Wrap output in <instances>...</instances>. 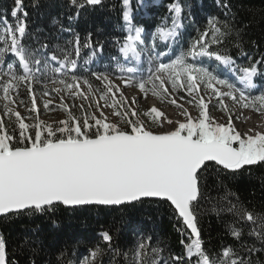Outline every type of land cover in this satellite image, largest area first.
<instances>
[{
  "label": "snow or ice",
  "instance_id": "snow-or-ice-1",
  "mask_svg": "<svg viewBox=\"0 0 264 264\" xmlns=\"http://www.w3.org/2000/svg\"><path fill=\"white\" fill-rule=\"evenodd\" d=\"M216 2L225 9V19L208 17L203 28H195V35L181 44L178 36L185 17L180 0H172L171 24L157 26L153 44L147 47L141 39L144 29L132 23L131 0H119L124 22L116 41L119 51L125 57L146 54L144 62L131 67L113 58L120 83L108 71L81 70L82 49L92 50L88 61L103 52L99 41L93 46L91 33L81 43L78 33L54 19L59 31L72 33L73 39L50 48L47 39L29 31L25 0H12L10 8L0 10V217L150 204L166 207L179 225V252L165 240L142 233L127 250L112 249L111 230L102 225L95 246L79 259L60 251L55 264H102L106 249L112 253L111 264L115 257H123V264H264V214L249 211L223 180L264 164V132L249 129L241 134L231 114L220 124L209 113L210 105L228 112L230 102L264 115V88L255 82L264 77V55L254 59L244 52L228 0ZM38 3L32 0L31 6ZM67 6L74 10L67 17L71 24L81 12L103 7L104 0H67ZM230 46L248 62L237 63ZM128 89L137 94L129 98ZM37 92L44 97L57 94L66 118L52 123L39 119ZM62 92L68 99L89 101L87 107L78 106L83 115L69 110L65 97L59 96ZM149 94L179 108L184 121L172 119L154 104L141 107ZM177 96L199 109L195 120ZM17 107H24L27 115ZM56 107L51 99L43 102L46 112ZM212 187L223 189V194L214 198L211 211L232 217L224 227L234 244L219 250L205 247L199 226L201 201L209 199ZM24 245L30 247L28 238ZM0 264H18L9 258L2 234Z\"/></svg>",
  "mask_w": 264,
  "mask_h": 264
},
{
  "label": "trees",
  "instance_id": "trees-1",
  "mask_svg": "<svg viewBox=\"0 0 264 264\" xmlns=\"http://www.w3.org/2000/svg\"><path fill=\"white\" fill-rule=\"evenodd\" d=\"M171 2L172 0H142L141 3V0H131L132 23L142 26V33L152 38L151 31L156 30L165 20L171 21L168 11ZM25 3L29 5V31L36 33L42 40L47 39L50 48L56 44L66 46V42L73 39L72 33L59 31V25L53 24L55 19L78 33L81 43L91 33L93 45L96 46L97 41L104 45L105 56L99 60L103 62L100 65L91 63L93 71H104L112 67V56L117 52L116 41L121 39L124 23L120 17L119 0H104L103 7L97 6L95 10L81 12L80 17L71 24L67 17L74 15V10L67 6V0H39L36 7L31 6L32 0H25ZM180 3L184 14L187 9L191 18L179 31L178 40L181 44H186L195 35V28H203L208 17L225 19V9L218 7L216 0H180ZM11 4L12 0H0V10L10 8ZM228 4L230 17H234L233 23L241 29L244 52L259 59L264 55V0H228ZM229 51L237 63L248 62L234 46H230ZM87 54L89 49H82L80 58L84 59ZM105 60L110 66H104ZM257 80L258 85L264 88V77H258ZM223 180L227 189L235 193L239 202L249 211L264 214V164L247 167L235 176L223 177ZM222 194L223 189L217 191L216 187H212L208 193L209 199L201 201L199 226L205 247L210 250H219L224 244H234L224 227L225 223L231 222L232 217L226 212L217 216L211 211L214 198ZM102 225L111 230L112 249L127 250L133 245L136 234L142 233L151 234L154 240L157 237L165 240L173 252L180 251L179 236L175 230L179 225L170 218L166 207L150 204L119 209L68 208L49 215H25L11 219L0 217V234L7 242L9 258L18 261V264H32L33 260L35 264H55L60 251L66 252L70 257L74 253L72 258L79 259L95 246ZM25 238L30 241V247L21 246ZM260 259H264V256ZM112 260V253L106 249L102 264H111ZM114 260L115 264H123V257H115Z\"/></svg>",
  "mask_w": 264,
  "mask_h": 264
},
{
  "label": "rangeland",
  "instance_id": "rangeland-1",
  "mask_svg": "<svg viewBox=\"0 0 264 264\" xmlns=\"http://www.w3.org/2000/svg\"><path fill=\"white\" fill-rule=\"evenodd\" d=\"M160 0H156V2H159ZM183 16L185 17V19H184V21H183V23H184V25H185V23H186V21L188 20V19H191L190 18V13H189V11H187V9H186V11H185V14H184V12H183ZM165 22L168 24V25H170L171 24V21L169 22L168 20H165ZM165 22L164 23H162L161 25H163V24H165ZM137 27H141L140 25H136ZM142 28V27H141ZM180 31V30H179ZM155 31L153 30V32H151L150 34L153 36V33H154ZM180 33V32H179ZM179 37V36H178ZM141 39L143 40V41H145V45L147 46V47H151L152 46V44H153V39H151V41L150 40H147V39H144V37H143V35L141 34ZM94 47H95V44L93 45ZM118 49H119V45H118ZM91 52H92V50L91 49H89V54H87V55H91ZM97 56V55H96ZM89 57V56H88ZM133 57V56H132ZM93 59H94V57H93ZM93 59L91 60V61H88V58L87 59H85V61H83V60H81V58H79V60H78V63H79V65L81 66V70L82 71H85V72H88V71H93V69H91V63H92V61H93ZM145 59H146V54L145 55H140V56H138V57H136V59L135 60H133L132 62L131 61H129V62H131V64H129V63H123V65L124 66H127V67H131V66H137V65H140L142 62H144L145 61ZM127 60H129L128 58H127ZM122 61H126V59H124V60H122ZM104 62H106V61H104ZM119 62L121 63V61L119 60ZM109 73H110V75L112 76V78L113 79H116V77L119 75V67H114V68H112V72L111 71H108ZM256 82V81H255ZM257 83V82H256ZM258 85V84H257ZM95 86V85H94ZM86 87L87 86H84V85H82V89H86ZM64 92H62V93H60L59 94V96H63V97H65L64 95ZM37 96H38V99H37V107H38V109L40 110V115H39V119H41V120H43V121H45V122H48V123H52V122H54V121H58V120H60V119H64V118H66V112L63 110V109H61L60 107H59V104H60V100H59V98H58V96H57V94H55V93H53L51 96H49V97H44V96H42V95H40V93L39 92H37ZM46 99H51L52 100V102L55 104V105H57V107H56V109L54 110V111H50V112H46V111H44V109H43V102H44V100H46ZM205 99L207 100V97H205ZM148 100L151 102L152 101V103H156L158 100L156 99H153V97H151V94H149V96H148ZM177 100H179V97L177 96ZM179 101H181V100H179ZM64 102H65V104H67V105H69L70 106V108H69V110L75 115V116H81V115H83V113L81 112V110L79 109V105L81 104V103H84L85 104V107H87V105H88V103H89V101H81L79 98H77V99H75V100H72V99H66L65 98V100H64ZM160 102V101H159ZM182 103H183V105H185L186 107H187V109L189 110L188 112L189 113H191V116H192V118L195 120L197 117H198V112H199V109L198 108H196L195 106H190L189 104H187L185 101H181ZM93 104L95 103L94 101L92 102ZM100 103H103V101H100ZM214 103V102H213ZM2 104H3V101H0V107H2ZM166 104H162L161 102H160V105L159 106H157V107H160V108H162L164 111L165 110H171L172 112L174 111V109L173 108H171V107H168V106H165ZM229 106V111L228 112H223L222 110H219L218 108H216V107H212V105H210V108H209V113H210V116L211 117H213L214 119H215V122L216 123H220V124H225L226 122H227V120H228V117H229V114H231V110H230V108L232 107L233 108V111L234 112H236V111H242V113H243V115L245 114L246 116H249V115H252V114H258L257 116H256V118H257V120H258V118H259V129H261V128H263V124H264V115H261L260 113H258V112H256V111H254V110H252V109H242V108H240L238 105H233V104H231L230 102H229V104H228ZM141 107H143V108H146V107H144V105L142 106L141 105ZM173 109V110H172ZM178 110H180L179 108H177ZM16 110L17 111H19L20 113H21V115L22 116H26L27 115V113H26V109L24 108V107H17L16 108ZM91 110H93V111H95V108L93 107ZM105 112H108L109 113V119H112V117H111V115H110V109H105ZM254 112V113H253ZM3 115V112L2 111H0V116H2ZM96 115L97 116H99L100 115V113L97 111L96 112ZM232 116V122H233V124H234V127H235V129L237 130V131H239L241 134H247L248 133V131H247V129L243 126V124L241 123L242 121H241V118L240 117H238V116H236V117H233L234 115H231ZM253 116V115H252ZM262 117V118H260V117ZM183 117V116H182ZM183 120H184V117L182 118ZM26 122H31L30 120H26ZM263 122V123H262ZM238 123V124H237ZM239 123H241V124H239ZM237 125V126H236ZM260 125H262V126H260ZM239 127V128H238ZM243 129V130H242Z\"/></svg>",
  "mask_w": 264,
  "mask_h": 264
},
{
  "label": "bare ground",
  "instance_id": "bare-ground-1",
  "mask_svg": "<svg viewBox=\"0 0 264 264\" xmlns=\"http://www.w3.org/2000/svg\"><path fill=\"white\" fill-rule=\"evenodd\" d=\"M132 53H129L128 55H127V58L130 60L131 58H132ZM115 82L116 83H120V80L119 79H115ZM125 94L130 98L132 95H136L137 93L136 92H133L132 90H130V89H128V90H126L125 91ZM64 96H65V98L67 99V94L66 93H64L63 94ZM153 99H155L156 100V98H153ZM178 103H182L181 101H179L178 100ZM54 104V103H53ZM156 105V106H159L160 105V102H159V100L155 103H152V101L150 102L148 99L145 101V100H142L141 101V105L143 106L144 105V107H148L149 105ZM183 104V103H182ZM55 105V104H54ZM165 106H168V107H171V108H173L174 109V111L172 112L171 110H165V112L166 113H168L169 114V116L172 118V119H174V120H180L181 122H183L184 120L182 119L183 117L180 115V110H178L177 109V107H175V106H172V105H170V104H166ZM229 106V105H228ZM231 106V105H230ZM229 106V107H230ZM184 107L185 108H187L185 105H184ZM233 107V106H232ZM230 108V110H231V115H234L233 117H236V116H238V117H240L241 118V123L243 124V126L247 129V131L249 132V129H252L253 130V133L254 132H264V126H263V128H261V129H259L258 127V125H259V118H258V120H257V118H256V116L258 115H256L254 112V114H252V115H249V116H246L245 114L243 115V113H242V111H236V112H234L233 111V108ZM172 109V110H173ZM188 110V109H187ZM189 111V110H188ZM260 117V116H259ZM260 118H262V117H260ZM241 123H239V124H241ZM263 123V122H262ZM238 124V123H237ZM264 125V124H263ZM237 126V125H236ZM260 126H262V125H260ZM239 128V127H238ZM243 130V129H242Z\"/></svg>",
  "mask_w": 264,
  "mask_h": 264
}]
</instances>
